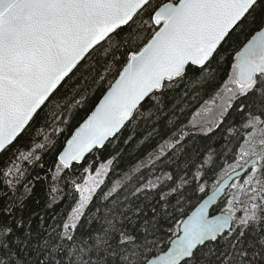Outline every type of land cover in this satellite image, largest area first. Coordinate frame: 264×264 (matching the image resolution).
<instances>
[{
    "label": "snow or ice",
    "instance_id": "6c2138e0",
    "mask_svg": "<svg viewBox=\"0 0 264 264\" xmlns=\"http://www.w3.org/2000/svg\"><path fill=\"white\" fill-rule=\"evenodd\" d=\"M241 35L247 42L228 79L205 102L215 106L205 108L212 119L193 124L205 138L220 132V148L184 143L189 133L177 127L175 108L166 111V94L189 71L198 73L194 84L214 82L221 49ZM109 77L61 145L65 113L75 118ZM141 124L151 131L138 147L156 137L162 143L107 191L111 158L94 172L90 164L82 176H64L126 128L124 145L135 141ZM48 128L52 136L36 143ZM41 151L54 155L51 179L71 187L75 205L49 224L33 219L30 184L24 194L0 195V264H264V0H0L4 187L16 189ZM209 172L216 177L210 195L200 182ZM192 184L206 198L189 214L183 203ZM218 200L224 207L213 215Z\"/></svg>",
    "mask_w": 264,
    "mask_h": 264
},
{
    "label": "trees",
    "instance_id": "16d2710c",
    "mask_svg": "<svg viewBox=\"0 0 264 264\" xmlns=\"http://www.w3.org/2000/svg\"><path fill=\"white\" fill-rule=\"evenodd\" d=\"M245 41V37L241 35L238 39L230 41V43L226 45L225 48L221 49L222 58L220 66L216 68L215 64L213 65V67L216 69L217 75V78L214 82L205 84L204 86L194 84L192 81L196 79L198 73L189 71L188 76L185 77V82L178 89L166 94V111L168 112L169 116H171L172 110L175 108L176 118L179 120L177 127H183L184 131L189 133V135L185 138L184 143H189L193 140V138H195L197 141H201L205 144L213 143V141H215L213 143V147L220 148V144L222 142L216 139L220 136V132L210 133L209 136L205 138L200 133L198 127L193 128V124L203 123L195 121L197 119L194 117V113L201 111L204 101L212 97L221 88L222 84L231 71V64L233 63L235 52L240 49ZM111 80L112 77H109L108 82L105 83L104 88L101 89V92L96 93L93 99L89 102L88 106L76 113L75 118L72 117V114L65 113L66 118L69 120V126L59 125L62 129H65L64 133L63 135H60L59 133L56 134L61 145L65 143V140L72 130L78 125V122H81L83 118H85L89 113L91 108L94 107L95 103H97L101 97V93L107 89L108 83L111 82ZM229 119L231 120V117H229ZM160 123L163 125L166 123V119H162ZM53 126L56 125L54 124ZM174 130L175 129H173V131ZM149 131H151L150 125L146 126L141 124L140 129L137 130L136 140L128 145H124L123 140L129 134L128 129L126 128L119 141H113V143L107 144L103 150L94 151L91 154H88L85 161H83L82 166H74L72 169L66 171L64 176H82L84 174V167H88L91 164L93 165L91 171H93L100 163L106 162L111 158L113 159V164L110 166L111 175L105 178L106 185L104 186V191H107L113 180L118 179L124 173L128 172L132 167H135L140 160L145 159L147 152L153 151L157 143H162V140L159 137H156V139L146 149L138 147V141L141 140L144 135H147ZM33 135L36 136L35 132H33ZM44 135L52 136V128L45 129L43 135L36 136V143L43 142ZM113 144L117 145L115 150L113 149ZM238 146V144L234 143L228 147L238 148ZM121 149H123L122 154L116 156L115 154L120 152ZM38 155H41V161L35 164L34 167L32 165H26L28 174L25 178H22L21 183L17 184L16 189L9 190L5 188L3 184V178L0 177V195H3L5 192H8L9 195L24 194L25 185L30 184L32 191L31 194L28 195L26 203L29 209L34 210L37 213V216L33 219L38 220L39 217L43 216L47 218L49 224H53V218H55L56 222H59L68 216L75 205L77 196L75 193H73L71 196L68 195V193L71 191V187H66L63 181H60L59 183L52 181V173L49 171V169L54 170V155L44 151L39 152ZM3 159L4 158L0 157V168H2ZM218 163L222 164V161H218ZM41 165L43 167H41ZM148 171H151V168H149ZM159 171L160 167L158 166L157 172ZM144 174L147 176V172ZM37 176H39L40 179L37 180ZM215 178V174L213 172H209L204 177V179L200 181L201 183L207 184L206 193L212 188ZM52 186H56L59 191L57 193H50L49 189ZM204 194L205 193L196 191L195 184L189 185L186 191V199L183 203L184 210L188 213ZM141 199H143V197H141ZM94 207L95 205H93V208L89 209V211H93ZM223 207L224 203L219 200L217 204L212 207L211 212L221 211ZM147 211L149 212V215H151L150 209ZM169 211H171V209H169ZM237 212L242 214V205L237 206ZM87 219L88 217L85 216V222H87ZM176 219H180L179 214H176ZM167 227L168 225L165 224L164 228L166 229Z\"/></svg>",
    "mask_w": 264,
    "mask_h": 264
},
{
    "label": "rangeland",
    "instance_id": "374dc122",
    "mask_svg": "<svg viewBox=\"0 0 264 264\" xmlns=\"http://www.w3.org/2000/svg\"><path fill=\"white\" fill-rule=\"evenodd\" d=\"M231 72V71H230ZM230 74V73H229ZM228 79V77L226 78V80ZM225 80V81H226ZM225 81H224V83H225ZM224 83L222 84V86L224 85ZM222 86H221V88L219 89V90H221L222 89ZM216 94V93H215ZM214 94V95H215ZM213 95V96H214ZM213 96L212 97H210V98H208V99H206L205 101H204V103L202 104L203 105V107H202V110L201 111H198V112H195L194 114H195V118L197 119V120H195V121H197V122H205V121H210L211 119H212V113H207V112H205V108L206 107H212L213 108V110L215 111L216 109H215V106L214 105H206L205 104V102L206 101H210L212 98H213ZM217 103H219V101H217ZM99 166V165H98ZM97 166V167H98ZM95 171V169L92 171V172H94Z\"/></svg>",
    "mask_w": 264,
    "mask_h": 264
},
{
    "label": "water",
    "instance_id": "95a60500",
    "mask_svg": "<svg viewBox=\"0 0 264 264\" xmlns=\"http://www.w3.org/2000/svg\"><path fill=\"white\" fill-rule=\"evenodd\" d=\"M246 42H247V41H245L244 43H246ZM244 43H243V44H244ZM242 46H243V45H242ZM242 46H241V47H242ZM98 101H99V100H98ZM98 101H97V103H98ZM82 121H83V120H82ZM82 121H81V122H82ZM77 126H78V125H77ZM77 126H76V127H77ZM74 131H75V128L72 130V132H74ZM68 138H70V134H69V136L67 137V139H68ZM67 139H66V140H67ZM66 140H65V143H64V144H66ZM207 194L210 195V194H211V190H209V191L207 192ZM201 198H206V194H204ZM201 198H200L199 201H198V202H197V203L191 208V210L188 212L189 214L191 213V211L194 210L195 206L201 201ZM218 201H219V200H218ZM213 206H214V205H213ZM213 206H211L210 211H211V209H212ZM220 212H221V211H216V212H213L212 214H213V215H219Z\"/></svg>",
    "mask_w": 264,
    "mask_h": 264
}]
</instances>
